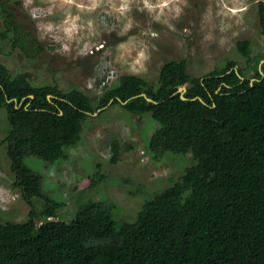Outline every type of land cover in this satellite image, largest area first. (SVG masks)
I'll use <instances>...</instances> for the list:
<instances>
[{
  "label": "trees",
  "instance_id": "obj_1",
  "mask_svg": "<svg viewBox=\"0 0 264 264\" xmlns=\"http://www.w3.org/2000/svg\"><path fill=\"white\" fill-rule=\"evenodd\" d=\"M253 1L264 36V0ZM0 9V54L11 33L28 57L41 51L6 1ZM235 50L250 61L248 39ZM252 78L232 58L200 76L188 72L185 59H173L160 67L156 85L121 74L92 98L56 83L37 85L29 72L12 73L0 61V112L9 124L2 142L13 186L30 205L24 220H0V264H264V68ZM117 104L124 115L157 122L146 142L155 159L190 153L196 162L146 200L133 221L114 217L103 200L61 217L65 202L46 197L43 176L24 158L47 165L64 157L86 121ZM112 149L116 162L117 139ZM89 178L92 186L102 176Z\"/></svg>",
  "mask_w": 264,
  "mask_h": 264
},
{
  "label": "rangeland",
  "instance_id": "obj_2",
  "mask_svg": "<svg viewBox=\"0 0 264 264\" xmlns=\"http://www.w3.org/2000/svg\"><path fill=\"white\" fill-rule=\"evenodd\" d=\"M1 1L13 11L15 21L33 31L42 49H30L33 55L28 57L12 45L11 33L1 43L0 61L12 73L29 72L37 85L56 83L94 98L107 75L135 74L156 85L160 67L173 59H185L192 76L221 68L231 58L246 78L264 68V36L253 0H169L163 9L155 7L159 0H149L151 8L144 0ZM231 8L243 11L233 14ZM2 15L0 9V25ZM242 39L250 41L249 62L235 50ZM141 51L144 58L136 63ZM106 108L97 119L86 121L81 138L65 147L64 157L47 165L33 156L24 158L43 176L46 197L65 202L59 215L66 219L83 205L103 200L112 203L114 217L133 221L146 200L196 162L190 153L166 152L155 159L146 142L157 122L149 114L124 115L118 104ZM8 131L0 112V220L22 221L30 205L13 186L2 142ZM115 139L121 149L112 162ZM97 171L102 179L89 186V177Z\"/></svg>",
  "mask_w": 264,
  "mask_h": 264
},
{
  "label": "clouds",
  "instance_id": "obj_3",
  "mask_svg": "<svg viewBox=\"0 0 264 264\" xmlns=\"http://www.w3.org/2000/svg\"><path fill=\"white\" fill-rule=\"evenodd\" d=\"M169 3V0H159V3L158 4H156L155 5V7H158V8H160V9H163L164 7H166L167 6V4ZM144 4H145V6H147V7H153V5H150L149 4V0H144ZM225 7H227V5H225ZM228 11L229 12H231V13H233V14H236V13H238V12H241V11H243V9L242 8H231V9H228ZM152 35H155V33H152ZM144 58V53L141 51L140 53H138V58H137V60H136V63H140V61L142 60ZM115 79V78H114ZM113 79V80H114ZM112 80V81H113ZM111 81V82H112ZM100 84V83H99ZM99 84H98V86H99ZM145 154V153H144ZM146 156V155H145Z\"/></svg>",
  "mask_w": 264,
  "mask_h": 264
},
{
  "label": "built area",
  "instance_id": "obj_4",
  "mask_svg": "<svg viewBox=\"0 0 264 264\" xmlns=\"http://www.w3.org/2000/svg\"><path fill=\"white\" fill-rule=\"evenodd\" d=\"M114 77L115 76H110V75L105 76V78H103V80L101 81V84H100L101 89H99V92H101L103 86L109 85L111 83V81L114 79ZM110 78H111V80H110ZM142 154H143V156H145L143 151H142Z\"/></svg>",
  "mask_w": 264,
  "mask_h": 264
},
{
  "label": "water",
  "instance_id": "obj_5",
  "mask_svg": "<svg viewBox=\"0 0 264 264\" xmlns=\"http://www.w3.org/2000/svg\"><path fill=\"white\" fill-rule=\"evenodd\" d=\"M185 88H186V85H183V86L179 87L178 90H180V91L182 92V91L185 90ZM182 97L184 98V96H182ZM111 101H112V99L110 100V102H111Z\"/></svg>",
  "mask_w": 264,
  "mask_h": 264
},
{
  "label": "flooded vegetation",
  "instance_id": "obj_6",
  "mask_svg": "<svg viewBox=\"0 0 264 264\" xmlns=\"http://www.w3.org/2000/svg\"><path fill=\"white\" fill-rule=\"evenodd\" d=\"M28 31H31V32H33L32 30H30V29H28Z\"/></svg>",
  "mask_w": 264,
  "mask_h": 264
}]
</instances>
